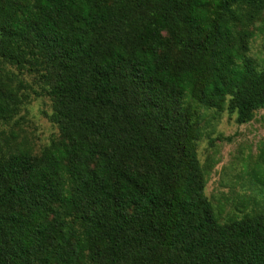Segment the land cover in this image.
<instances>
[{
  "label": "trees",
  "instance_id": "trees-1",
  "mask_svg": "<svg viewBox=\"0 0 264 264\" xmlns=\"http://www.w3.org/2000/svg\"><path fill=\"white\" fill-rule=\"evenodd\" d=\"M30 91L38 152L10 128ZM209 109H264V0H0V264H264V209L204 194Z\"/></svg>",
  "mask_w": 264,
  "mask_h": 264
},
{
  "label": "rangeland",
  "instance_id": "rangeland-1",
  "mask_svg": "<svg viewBox=\"0 0 264 264\" xmlns=\"http://www.w3.org/2000/svg\"><path fill=\"white\" fill-rule=\"evenodd\" d=\"M260 48L261 41L256 39L252 52ZM24 79L39 93L32 78ZM50 113L49 98L30 91L28 103L10 125L18 134L16 142L38 152L55 140L58 131L47 118ZM234 118L227 110L205 111L196 145L206 176L204 194L220 223L264 209V109L245 124H236Z\"/></svg>",
  "mask_w": 264,
  "mask_h": 264
}]
</instances>
